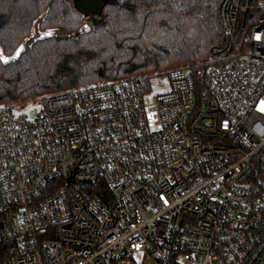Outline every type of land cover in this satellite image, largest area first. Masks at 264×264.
<instances>
[{
  "label": "built area",
  "instance_id": "built-area-1",
  "mask_svg": "<svg viewBox=\"0 0 264 264\" xmlns=\"http://www.w3.org/2000/svg\"><path fill=\"white\" fill-rule=\"evenodd\" d=\"M219 18L227 62L0 107V264H264V0Z\"/></svg>",
  "mask_w": 264,
  "mask_h": 264
},
{
  "label": "trees",
  "instance_id": "trees-1",
  "mask_svg": "<svg viewBox=\"0 0 264 264\" xmlns=\"http://www.w3.org/2000/svg\"><path fill=\"white\" fill-rule=\"evenodd\" d=\"M221 1H105L102 23L81 31L90 16L78 11V0H0L3 56L10 58L36 23L67 34L35 40L12 60L0 54V107L126 78L149 87L169 67L196 74L227 62L242 52L249 26L233 34L228 56L214 57L226 42Z\"/></svg>",
  "mask_w": 264,
  "mask_h": 264
},
{
  "label": "rangeland",
  "instance_id": "rangeland-1",
  "mask_svg": "<svg viewBox=\"0 0 264 264\" xmlns=\"http://www.w3.org/2000/svg\"><path fill=\"white\" fill-rule=\"evenodd\" d=\"M104 1H114V0H104ZM90 28H91V25L89 24V20H88L87 24L84 25V27L81 29V31H86V30H89ZM63 36H67V34L65 32H63L62 30H60V29H51V28L40 29L38 27L37 23H36V25H35V27H34V29L32 31V35L18 48V50H16L13 53V55L10 58L9 57H6V56H3L2 51H1V48H0V54L2 55V57L4 58V60H6V61L12 60V59H15L16 57H18V55L20 54V52L25 47L30 46L35 40L43 39V38H47V37H63ZM174 68L175 67H172V68L169 67V68H166L165 70H161L159 73L156 72V74H154L151 77L150 83H153L154 80L157 77H162V78L166 77V75L168 74V72L171 71ZM39 98L40 97L35 98L33 100L16 103V104H14V106L17 107L20 111L25 112L30 119H33V118H35V116H36V114L38 112V107L35 106L32 103L33 102H36ZM137 259L139 261H142L141 255L138 256ZM148 264H152V263L149 262Z\"/></svg>",
  "mask_w": 264,
  "mask_h": 264
},
{
  "label": "water",
  "instance_id": "water-1",
  "mask_svg": "<svg viewBox=\"0 0 264 264\" xmlns=\"http://www.w3.org/2000/svg\"><path fill=\"white\" fill-rule=\"evenodd\" d=\"M104 0H78L77 9L82 15H88L91 28H95L102 23V9Z\"/></svg>",
  "mask_w": 264,
  "mask_h": 264
},
{
  "label": "snow or ice",
  "instance_id": "snow-or-ice-1",
  "mask_svg": "<svg viewBox=\"0 0 264 264\" xmlns=\"http://www.w3.org/2000/svg\"><path fill=\"white\" fill-rule=\"evenodd\" d=\"M260 110L261 111H264V102H262L261 107H260Z\"/></svg>",
  "mask_w": 264,
  "mask_h": 264
}]
</instances>
